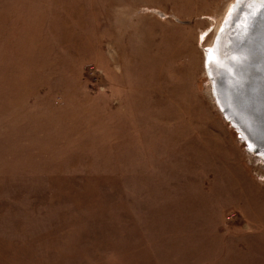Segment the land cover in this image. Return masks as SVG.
<instances>
[{
    "label": "rangeland",
    "instance_id": "rangeland-1",
    "mask_svg": "<svg viewBox=\"0 0 264 264\" xmlns=\"http://www.w3.org/2000/svg\"><path fill=\"white\" fill-rule=\"evenodd\" d=\"M234 1L0 0V264H264L204 68Z\"/></svg>",
    "mask_w": 264,
    "mask_h": 264
},
{
    "label": "water",
    "instance_id": "water-1",
    "mask_svg": "<svg viewBox=\"0 0 264 264\" xmlns=\"http://www.w3.org/2000/svg\"><path fill=\"white\" fill-rule=\"evenodd\" d=\"M249 5L255 6L257 13H251L245 27L242 21L245 13L251 11ZM238 10L242 16L229 28L240 13ZM212 50L216 56L212 57L211 50L208 51L205 71L214 88L215 103L246 151L254 156H264V0H250L245 7L237 3L217 33ZM230 50L249 56L233 65L235 75L244 78L232 77L225 68L228 62L232 63L228 60Z\"/></svg>",
    "mask_w": 264,
    "mask_h": 264
},
{
    "label": "bare ground",
    "instance_id": "bare-ground-1",
    "mask_svg": "<svg viewBox=\"0 0 264 264\" xmlns=\"http://www.w3.org/2000/svg\"><path fill=\"white\" fill-rule=\"evenodd\" d=\"M248 2H250V0L249 1H247V2H244V0H235L234 2H232L229 6H228V11H227V13H226V16H225V18H224V20L222 21V25H223V23H225V21L226 20H228L229 19V17H230V12H231V10H234V8H236V5H237V3L239 4L240 3V6H242L243 5V7H245V6H248ZM249 6H251L250 7V9H251V11H248L247 13H245V15H244V19H243V21H242V25L243 26H245L246 27V25H247V23H249L248 22V18H249V16L251 15V13L253 14V13H257L256 11V8H255V6H252V5H249ZM237 12H240V13H237V15H236V17H235V19H233V22H231V24L229 25V28L231 27V25L233 24V23H235V20L238 18V17H240V16H242L241 15V11H237ZM250 13V14H249ZM239 19V18H238ZM221 25V26H222ZM241 29H243V27L241 28ZM244 31H246V30H244ZM219 32V31H218ZM216 39V38H215ZM204 40V36H202V38H200V42L201 41H203ZM231 43H232V41H231ZM214 45V44H213ZM213 45L208 49V51H210V53H211V55H212V57H215L216 56V54H215V51L214 50H212V48H213ZM208 51L207 52H205V60H204V68L206 69V59H207V53H208ZM246 57L247 59H249V56L247 55L246 56V54H244L243 52H235L234 50H230V52H229V57H228V60H230V61H232V63H229L228 62V65L225 67L226 69H228L227 71H229V73H230V75H232V77H235L236 76V78L238 79V78H244V77H238L237 75H235V69H234V66L233 65H236L237 63L238 64H240V62H242V57ZM206 72V71H205ZM214 74V73H213ZM216 78V77H215ZM246 79V78H245ZM210 97L213 99V100H215V97H214V88L212 87V85H210ZM255 157L257 158V159H261V160H264V156L262 155V154H260L259 156H256L255 155Z\"/></svg>",
    "mask_w": 264,
    "mask_h": 264
}]
</instances>
